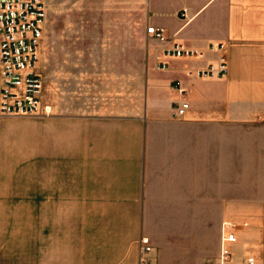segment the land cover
<instances>
[{
  "label": "crops",
  "instance_id": "crops-1",
  "mask_svg": "<svg viewBox=\"0 0 264 264\" xmlns=\"http://www.w3.org/2000/svg\"><path fill=\"white\" fill-rule=\"evenodd\" d=\"M144 2L141 29L163 27L166 39H148L137 61L125 63V90L114 105L67 116L47 99L48 221L40 253L27 244L24 260L14 253L10 264H138L140 236L149 240L146 264H178L176 252L194 242L203 250L212 242L205 264H247L250 255L264 264V0ZM218 42L228 73L196 76L193 69L218 57L208 48ZM173 43L196 54L166 57L167 67L157 68L155 56ZM182 99L187 114L175 116ZM226 220L237 242L223 262Z\"/></svg>",
  "mask_w": 264,
  "mask_h": 264
},
{
  "label": "rangeland",
  "instance_id": "rangeland-1",
  "mask_svg": "<svg viewBox=\"0 0 264 264\" xmlns=\"http://www.w3.org/2000/svg\"><path fill=\"white\" fill-rule=\"evenodd\" d=\"M44 1L47 24L40 71L55 114L70 116L91 106L114 105L125 90V63L137 61V52L144 51L150 39L140 27L147 16L144 0ZM42 117L0 116V264H10L14 253L24 260L27 244L33 246L30 253H40L35 248L48 221L41 192L47 176ZM64 210L72 213L75 207L65 204ZM81 210L89 211V204H82ZM14 244L17 252L11 249ZM207 246L209 250H203L194 242L179 249L178 264L211 262L212 242Z\"/></svg>",
  "mask_w": 264,
  "mask_h": 264
},
{
  "label": "built area",
  "instance_id": "built-area-1",
  "mask_svg": "<svg viewBox=\"0 0 264 264\" xmlns=\"http://www.w3.org/2000/svg\"><path fill=\"white\" fill-rule=\"evenodd\" d=\"M184 12V10H183ZM47 24V6L44 0H0V116H30L42 112L49 113L46 88L40 71V60ZM150 38L164 41L163 27L147 25ZM218 57L203 67L193 69L198 77L221 78L229 70L225 44H209ZM196 51L181 43H173L161 48L155 56L157 68H166V57L190 58ZM180 93L185 88L175 83ZM189 102L182 99L174 107L173 115L185 116ZM220 260L229 261L231 246L237 242L234 224L225 221L221 225ZM150 251L149 240L142 236L139 240L138 264H146L145 253ZM247 264H257L255 256L246 258Z\"/></svg>",
  "mask_w": 264,
  "mask_h": 264
}]
</instances>
